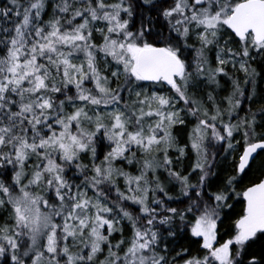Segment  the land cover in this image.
<instances>
[{
  "label": "snow or ice",
  "instance_id": "obj_1",
  "mask_svg": "<svg viewBox=\"0 0 264 264\" xmlns=\"http://www.w3.org/2000/svg\"><path fill=\"white\" fill-rule=\"evenodd\" d=\"M0 264H264V0H0Z\"/></svg>",
  "mask_w": 264,
  "mask_h": 264
}]
</instances>
